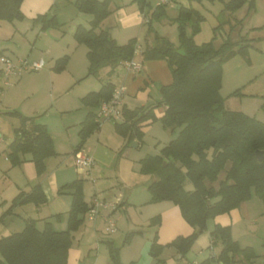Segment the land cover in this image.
<instances>
[{
  "label": "trees",
  "instance_id": "16d2710c",
  "mask_svg": "<svg viewBox=\"0 0 264 264\" xmlns=\"http://www.w3.org/2000/svg\"><path fill=\"white\" fill-rule=\"evenodd\" d=\"M22 1L0 0V21L22 19ZM133 1L138 3L149 25L150 17L157 18L165 13L166 5L153 7L147 0ZM219 1L223 3L221 13L229 14L247 3V0ZM73 3L78 11L92 14L88 27L78 24L74 31L76 41L87 48V74H98L106 66L112 70L133 59L137 40L130 38L119 44L107 28L101 27L102 21L111 12L110 0H74ZM248 6L252 9L253 2L250 1ZM148 9L151 15L147 14ZM55 16V13L45 12L37 15L33 22L45 29L57 25ZM203 19L201 13L190 5H178L177 15L173 18L177 24L178 47L164 36L152 32L141 50L142 57L144 60H166L173 80L160 85L158 100L134 109L123 106V119L113 121L116 132L124 138L119 153L132 141H141L144 134L142 127L153 120H160L163 127L171 132L179 128L177 135L164 144L158 154L140 159L139 171L154 176L147 186L149 202L171 201L178 206L181 216L193 230L188 235H178L166 244L158 243L155 231L149 249L153 257H157L165 247H173L179 259L185 258L210 218L229 212L250 199L252 194L264 201V123L241 111L226 109L224 98L220 95L223 63L236 54L245 56L252 39H248L246 33H239L238 40L228 36L219 45H215L212 39L197 44L193 37ZM241 24L242 19H237L231 28ZM187 26L190 27L189 32ZM148 30L150 34L151 29ZM68 60V54L54 59L52 69L62 71ZM114 88L111 81H106L98 90L80 98L81 104L90 108L81 123V142L99 127L95 122V109L111 98ZM240 90L237 88L232 94ZM160 106L164 107V111L157 116L155 111ZM12 113L20 117V125L14 129L7 157L11 164L16 165L23 161L20 155L29 153L40 175L45 170V159L55 153L53 138L43 124L35 121L34 116L21 115L17 111ZM256 150L262 151L261 160L256 157ZM223 170L225 174L219 179ZM187 182L192 188L186 187ZM62 188L71 193L66 229L55 230L49 220H45L43 227L39 228L35 219L26 218L20 231L0 237V264H67L72 232L83 222L89 205L83 198L81 179L66 183ZM45 201L40 185L35 184L31 192L21 191L12 199L8 212L17 204H40ZM159 220L157 215L151 218L150 224L157 226ZM133 233L126 234L123 244ZM210 238L213 246L220 242L221 249L215 257L208 256L197 264H213L216 261L222 264H253L258 257L253 247L241 246L232 237L229 225L215 224ZM106 243L112 264H132L121 261L120 247L110 241Z\"/></svg>",
  "mask_w": 264,
  "mask_h": 264
},
{
  "label": "crops",
  "instance_id": "0c3cea01",
  "mask_svg": "<svg viewBox=\"0 0 264 264\" xmlns=\"http://www.w3.org/2000/svg\"><path fill=\"white\" fill-rule=\"evenodd\" d=\"M55 1L56 0H23L20 6L23 13V18L13 20L18 21V23H13L10 25L12 26L10 29L11 32L14 31L15 34H23L27 29H29L28 24H22L23 20L28 19L33 21L37 15L50 12L49 10H51ZM133 2L131 5L119 8L117 10L110 8L111 12L102 21L101 27L107 28L112 36H114L112 30L118 26V28L133 27L137 25L141 27L144 21V16L143 13H140L139 11L140 9L138 3L135 1ZM3 22L9 21H0V26L4 24ZM78 24H81V22L76 23V25L72 28L73 41L70 40V37L65 39L67 33H63V31H55L56 33L53 35L49 34H51L50 32H54L51 31L54 29H40L37 31L36 39L38 38V41L36 39L35 40L39 42L42 47L39 52L41 53L39 59H43L48 55L50 62L52 61V64L50 63L48 67L44 68L45 58L43 59L44 66L41 69L35 70L37 73L34 74V76L41 83L43 82L45 84L43 87V92L41 93L38 89L32 90V96L28 102L23 104L21 107H18L17 109L19 111H16L21 115L34 116L37 123L41 122L40 124L45 126L47 132L53 138V148L55 153L45 159V170L40 175L37 174L35 165L30 160L31 156L29 153L20 155V157L23 159V162L16 165L11 164L9 159H4L5 161L3 164V169L6 173L5 176H8L9 178L7 177L3 184V196H0V199H2V201H0V213L2 212L5 215L6 212V215L13 214L17 216V218L21 220L19 221L21 222V227L24 226L26 218H33L36 220L37 227L38 223L41 224V227L39 228L43 227L45 220L52 219V217L55 216L57 217L56 221L52 222L53 219L50 220L52 227L55 230L66 229L68 210L71 205V193L70 190L63 189L62 187L66 183H69L75 179H81L83 181L84 201L89 205V207L91 206L92 199L95 197L105 201L106 203H109L110 205H114V207L101 209L99 214L92 219H90L87 215L85 216L84 214L83 223L73 234L72 244L68 250L67 264H112L109 255L104 257L102 256V253L98 254L99 246L97 244L103 239V237L99 234V228H101V224L99 225L98 223H102L103 220V223H106V228L107 221L110 219L111 214L117 210L124 209V214H120L123 218V221L120 224L121 227H123V230L121 231L128 230V232H131L132 229H134L136 232L140 233V226H142L144 222H142V219H138L136 215L138 211L141 213L143 210H145V218H143V220L153 217L152 215H158L160 217L158 224L159 234L157 239L159 244H166L172 241L178 235H188L193 229L181 216L178 206L173 204L171 201L162 200L153 203L149 202L150 194L147 190V186L149 182L154 179V176L152 174H143L139 171L140 157H137L136 155L132 156V152L129 151L128 147H126V150L119 154L117 149H119L124 143V138L116 133L114 123L113 128L110 129L108 123L113 122L112 120L103 122L96 130L91 132L84 139V141L81 142L79 134L81 123L85 119L90 108L82 105L80 98L86 93L94 90L85 92L87 90L81 91V87H77L79 89H76V93L73 92V89H67L63 92L64 97L62 96L61 99L56 97V95L59 93L56 82L59 81V74L62 72H68L71 81L73 82L72 85L76 86H80V84L83 83L82 80L87 77V48L83 50L85 64L84 68L82 69L81 44H77L74 39V31ZM30 29L32 32L35 31L33 27ZM48 36H51L49 37V40L47 39ZM133 36L134 35L130 34L129 32L123 35V40H115L117 42L120 41L119 44H122ZM35 40L32 44V47H35ZM64 54L69 55V60L65 68L60 72L54 71L52 69L54 59ZM0 55L9 57L8 55L10 54L2 51L0 52ZM78 59L81 63L79 66L76 64ZM140 65L141 68L139 71H128L125 69L124 65V70L117 69V66L112 70L109 66L103 67L99 70H104V73L110 78L108 81L112 82L111 79L114 78L112 83L115 87H124L123 106L127 109H134L141 105H146L150 102L158 100L160 97H157V95H159V88H156L152 83L153 81L155 83V80L159 78V74L156 72L164 71L165 63L160 61H151L147 62V64L144 63V65L141 63ZM144 67L145 69L147 67V71L144 70ZM1 68L2 65L0 64V74L3 75V73H1ZM153 68L155 69L154 73H156V76L150 74ZM83 70L84 72H82ZM20 75L21 73L17 76L20 77ZM17 80H19V78ZM26 81H28V77L23 78L20 83H25ZM20 83L18 85H20ZM239 83L234 84V87H239L241 85L245 86L244 82ZM165 84L169 83L162 82L160 85ZM47 98L49 101H47ZM52 108L56 116L53 119L54 121H50L49 119L42 120V117L45 114L49 115L48 117H50L52 114ZM97 110L98 108L95 109V112H97ZM163 111L164 107L160 106L155 112L157 116H160ZM142 130L144 133L147 130V125L143 126ZM112 135H114V138ZM2 142L3 141L1 140L0 135V144ZM111 142H115L113 147L110 146ZM137 146L138 145L136 143L135 147ZM77 148L78 150H81L84 153L92 156L94 159L93 165L87 172L85 170L78 169L74 164L73 154ZM110 172H115L117 174L119 180L124 182L123 188L129 187V192L124 193L121 191L122 183L119 184L121 186H119L120 190L117 193H111L107 195L106 193L110 192V190H108L109 188H105L107 189V191H105L106 193H100L96 190L100 186L98 184V180H96V177L99 176L98 174L104 178L107 177ZM89 180H91L93 184V197L90 200H87V192H85V190L87 188L86 184L89 182ZM35 184L40 185L45 195L46 201L40 204H36L35 202L17 204L8 212L12 199L21 191L27 193L31 192ZM255 198L244 201L236 208L231 209L229 212L217 215L213 219L208 220V245L206 248L209 246V242L211 240L210 231L214 224L229 225L234 238L235 235L233 231L236 229V227H238V224L242 222L243 225L247 223L249 227H252L253 224L259 222L261 230V226L264 224V219L256 221V217H252L251 215L257 211H259L261 214H264V206H262L261 203L258 205L256 202L260 201ZM254 208L255 210L252 211ZM86 217L89 220V223L87 224L84 223ZM244 219H248L252 223H249ZM41 220H44L43 223H41ZM107 232L113 233V235L106 237V239L109 238L107 241H110L113 244L116 240L115 238L120 237V235H118L119 233L116 231V224L114 231ZM247 233L245 231V233H243L244 236H246ZM137 234L132 238L130 237L129 241L125 243L126 245L121 244L119 251L120 259L123 263L138 264V259H141L143 256H145L143 258L144 263L142 264H150L152 257L149 252L151 239L150 241L149 239L138 241ZM3 235L4 234H0V237ZM114 235H116V237H114ZM243 237L240 236L239 238L237 237L235 239L240 243V245H242L241 243H243V245H248L249 243L241 241H247L248 239ZM136 240L139 242V244L135 243ZM92 247L97 249V252L94 255L91 251V249H93ZM166 248L172 249L173 252L171 254L176 257L177 261H179V254L176 253L175 249L173 247H165L162 252ZM125 250H129L127 252L131 253L128 254V258H125L124 256Z\"/></svg>",
  "mask_w": 264,
  "mask_h": 264
},
{
  "label": "rangeland",
  "instance_id": "374dc122",
  "mask_svg": "<svg viewBox=\"0 0 264 264\" xmlns=\"http://www.w3.org/2000/svg\"><path fill=\"white\" fill-rule=\"evenodd\" d=\"M250 1L253 2L252 9L248 8L249 7L248 3ZM132 2L133 0H110L109 8L113 10H117L119 8H123L131 5ZM149 2L152 3L150 4L153 7L157 6L155 5L156 0H150ZM180 4L187 6L190 5L192 8L197 9L204 17V19L200 23L199 31L193 37L194 41L197 44H201L204 41H208L212 39L215 45H219L228 36L231 37L233 40H238L239 33L241 34L246 33L247 38L252 39L250 40L251 46L248 48V52L245 56L236 54L235 56L231 57L230 59H228L223 63L222 79H221L222 86L220 88V95L224 98V107L226 109L241 111L245 114L254 116L255 118H257L258 120L264 123V0H247V3H245L241 8H239L232 14L226 12L221 13V9L223 8V3L219 0H214V1L169 0V2L165 6V13L163 15L157 18L150 17L151 19L150 25L147 22H145L146 19H144L141 27L137 25L133 27L118 28L119 27L118 26L117 28H114L112 30V33H114L113 38L116 40L117 39L121 40L123 35L129 32L130 34L134 35L131 38H135L137 40L136 43L137 47L133 57V59L136 62H139L140 64L142 63L143 65L144 63L147 64V62H151V61L153 62L160 61L165 63L164 71L156 72L159 74L158 77L160 79L158 78L157 80H155V83L153 81L152 84H154L156 88L157 87L159 88L162 82L171 83L173 80L172 72L167 61L164 59L144 60L141 54V50L145 45V42L151 37L152 32H156L160 36H164L165 38H167L172 43L173 46L175 47L179 46L177 24L173 21V18L176 17L177 7ZM49 11L55 13L56 15L55 20L57 25L49 26L45 29L40 28L41 24H36L32 20L24 19L22 24L24 25L28 24L29 29H27L23 34H15L14 31L11 32L10 29L12 28V26L10 25H12L13 23H18V21L3 22L4 24L0 26V52L2 51L7 52L8 54H10L8 56L15 62L18 59H26L28 61L38 60L41 55V53L39 52L40 49L42 48L40 43L37 42L38 38L36 39V34L38 30L54 29L51 30L54 32H50L51 34L49 35H53L54 33H56L55 31H60V32L63 31V33H67L65 39L70 37V40H72L73 39L72 28L76 25V23L81 22V25L88 27L90 20L92 19V14L78 11L74 6L73 0H56L51 10ZM139 11L140 13H142L141 10ZM147 12L148 15H151L150 14L151 11L149 9ZM237 19H242V24L237 25L235 28L232 29L231 27L235 24ZM32 27L35 30L34 32H32V30L30 29ZM149 28L151 29L150 34H148ZM189 31H190V27L187 26V32ZM49 37L51 36H48L47 38L48 40ZM34 40L36 41V44L34 45L35 47H32ZM119 42L120 41H118V43ZM76 43L78 44L79 42L76 41ZM79 44H81L80 47L82 49V69H83L85 64L83 50L86 49V46L83 43H79ZM44 58L43 59L45 60V66H44L45 68L48 67L52 61L50 62L48 55ZM76 64L78 66L81 64L79 59L76 61ZM117 69L124 70L123 63L119 64L117 66ZM144 70L147 71V67L146 69L144 67ZM154 70L155 69L153 68L150 74L156 76ZM82 72H84V70ZM36 73L37 72L35 70H30V69L29 70L27 69L25 71L23 70L21 72L20 77L14 75L11 76L10 78L11 83L9 85L4 84L6 79L2 74H0V135H1V140L3 141L0 144V160H1L0 161V196H3L2 193L4 188L3 184L6 178L8 177L5 176L6 173L4 172L3 169L4 168L3 164L5 161L4 159L5 158L8 159L6 152H8L9 149L8 146L14 137V129L20 125V121H19L20 117L12 112H15L16 110L19 111L17 108L21 107L23 104L28 102V100L32 96V90L38 89L41 93L43 92V87L45 84L43 82L41 83L34 76V74ZM59 75H60L59 81L56 82L59 89L58 91L59 93L56 95L58 99L59 98L61 99L62 96L64 97L63 92L66 91L67 89L69 90L73 89L74 93H76V89H79L77 87H81V91L87 90L85 92H88L90 90H98V88L101 86L102 83L110 79L102 69L101 71L98 72V74H87V77L82 80L83 83L80 84V86H76V85H72L73 82L71 81L68 72H62ZM25 77H28V81H26L25 83H20L21 80ZM18 78L19 80H17ZM113 79H111L112 82ZM239 82H244L245 86L241 85L239 87H234L235 86L234 84ZM19 83L20 85H18ZM237 88L241 89L239 93L232 94V92ZM158 96L160 95H157V97ZM47 101H49L48 98ZM48 116L49 115L45 114L42 117V120L49 119L50 121H54L53 119L56 116L53 112V108H52V114L50 115V117ZM108 125L110 126V129L113 128V122L108 123ZM146 125H147V130L144 132L142 140L141 141L134 140L129 144V146H127L129 148V151L132 152L131 155L132 156L136 155L137 157H140V159H142L147 155L158 154L160 152V149L169 140V138L170 140L174 138L179 130V128H176L174 131L171 132L169 128H164L162 123L158 119L153 120ZM112 137L114 138V135H112ZM133 143H137L138 146L135 147ZM114 144L115 142H111L110 146L113 147ZM123 144L119 149H117L118 152L122 148ZM226 167H228V163ZM224 174L225 171L224 170L221 171L219 173L218 178L219 179L222 178ZM98 175L99 176L96 177V180H98V184L100 185L98 189H96L98 192L106 193L105 191H107V189L105 188H109L108 190H110V192L106 193L107 195L111 193H117L120 190L119 186L121 185H122L121 186L122 192L124 193L129 192V187L123 188L124 182L119 180L115 172L112 173L110 172L107 175V177L104 178L101 177L100 174ZM214 184L217 185V182H214ZM86 187H87L85 190V192H87L86 199L90 200L93 197V184L91 180L87 182ZM186 187L192 188L191 183L187 182ZM101 189L104 191H102ZM255 197L257 196L255 194H252L250 200L254 199ZM83 198H84V193H83ZM255 199H258L260 201V202H256L258 203V205H260L259 203H261V205L264 206V201H262L258 197ZM0 201H2V199H0ZM254 210L255 208L252 211ZM120 214H124V209L117 210L116 212L112 213L110 216V219L116 224V231L119 233L118 235H120L119 238H115L116 239L115 242L113 241L114 242L113 245L117 247H121V244H123V240L126 236V233L128 232V230L121 231L123 230L122 229L123 227H121L120 224L123 221V218L121 217ZM136 215L138 219H142V222L144 223L142 224V226H140V233L132 229L134 233L131 236V238L138 233L137 234L138 241H143V239H149V241L151 239L152 241L154 232L157 231V239H158L159 225L154 226L150 224L151 218L157 215H152L153 217L151 218L149 217L144 220L143 218H145V210H143V212L141 213L138 211ZM251 216L256 217V221H259L260 219H264V214L259 213V211H257L256 213H252ZM52 219H53L52 222H54L57 220V217L53 216ZM52 219H47V220L50 221ZM244 220L249 223H252L248 219H244ZM19 221L21 220H19L17 216L13 214L6 215V212L4 215L1 212L0 234H4L3 236H5L10 234L11 232L20 231L23 227H21L20 225L21 222ZM43 221L44 220H41V223H43ZM103 222L104 221L102 220V223H98L99 225L101 224L100 225L101 228H99V234L103 237V239L97 244L99 246L98 254L102 253V256L107 257V255L109 254H107L108 249L106 246V241L109 238L106 239V237L113 235V233L106 231L105 228L106 223ZM84 223L85 224L89 223L87 217L85 218ZM258 225L259 222L253 224L252 227H249L247 223L243 225L242 222L238 224V227L234 229L233 233L235 235V238L237 237L239 238L240 236L241 237L244 236L243 233H245V231L246 233L249 232L247 233L248 235L246 234V236L243 237V238H248L247 241L241 240L242 242H247L249 244L243 245V243H241L242 244L241 246L253 247L254 251L258 255V257L255 259V262L253 264H264V245H263L264 224H262L261 230H260V225L259 226ZM214 226L215 224L212 226V228ZM38 227H41L40 223H38ZM77 230L78 229H76L75 231ZM75 231H73L72 234H74ZM207 235H208V230L206 224V229L199 234L195 243L187 253L186 257L183 258L181 261L189 262L190 264H197V262H200L204 258L208 257L210 250L209 248H206V246L208 245ZM231 235L233 237L232 231H231ZM114 237H116V235H114ZM138 241L136 240L135 243L139 244ZM92 248L93 249H91V251L94 255L97 252V249L95 247ZM220 249H221V243L217 242V244L213 246L212 251L218 255ZM127 251L129 250H125V255H124L125 258L129 257L128 254H131L130 252ZM172 252H173L172 249L166 248L157 257L152 256L150 264H177L179 261H177L176 257H174V255L171 254ZM144 257L145 256H143L141 259H138L139 260L138 264L144 263V259H143Z\"/></svg>",
  "mask_w": 264,
  "mask_h": 264
},
{
  "label": "built area",
  "instance_id": "2783aa9c",
  "mask_svg": "<svg viewBox=\"0 0 264 264\" xmlns=\"http://www.w3.org/2000/svg\"><path fill=\"white\" fill-rule=\"evenodd\" d=\"M150 1V0H147ZM169 0H156L155 5H166ZM0 64L2 65V73L6 79L5 84L9 85L11 82L9 78L12 75H19L23 70L31 69L38 70L44 66L43 59L28 61L26 59H18L16 62L13 61L10 57L0 55ZM124 67L128 71H139L141 65L139 62H136L134 59L127 60L123 63ZM123 95H124V87L118 86L115 87L111 98L108 101H103L95 114V122L100 126L105 121H121L123 119L122 115V107H123ZM74 164L78 169L89 171L91 166L94 163V159L92 156L83 153L81 150H77L74 152ZM109 207H114V205H110L105 201L100 200L95 197L92 199L91 206L86 211V215L92 219L99 214L101 209H107ZM107 231L115 230V223L108 219L107 221ZM209 256L215 257L216 254L212 251L213 245L212 240L209 242ZM179 259V258H178ZM177 264H190L189 262H183L179 259ZM214 264H222L221 262L216 261Z\"/></svg>",
  "mask_w": 264,
  "mask_h": 264
},
{
  "label": "water",
  "instance_id": "95a60500",
  "mask_svg": "<svg viewBox=\"0 0 264 264\" xmlns=\"http://www.w3.org/2000/svg\"><path fill=\"white\" fill-rule=\"evenodd\" d=\"M133 145L136 146V143H133ZM255 155H256V157H257L259 160H261L262 157H263V153H262V151H260V150H256V151H255ZM163 165H165V163H163Z\"/></svg>",
  "mask_w": 264,
  "mask_h": 264
}]
</instances>
